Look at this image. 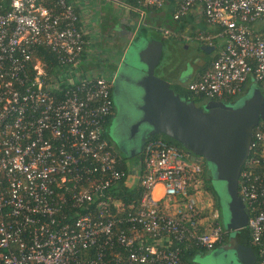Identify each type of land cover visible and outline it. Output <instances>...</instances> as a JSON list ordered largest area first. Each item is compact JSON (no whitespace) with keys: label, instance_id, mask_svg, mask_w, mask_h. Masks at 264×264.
<instances>
[{"label":"built area","instance_id":"obj_1","mask_svg":"<svg viewBox=\"0 0 264 264\" xmlns=\"http://www.w3.org/2000/svg\"><path fill=\"white\" fill-rule=\"evenodd\" d=\"M169 2L174 25L188 30L197 19L214 30L203 36L192 25L203 46L215 49L212 40L220 41L209 69L186 85L203 96L200 104L244 99L256 86L264 91V0H139L154 9ZM85 45L67 0H0V264H195L183 259L186 252L214 251L227 231L214 223L200 188L202 161L147 141L136 173L139 196L125 211L109 192L125 176L103 128L112 113L111 81L77 74L68 84L63 73L75 70ZM245 163L237 185L247 214L242 230L254 264H264L260 123Z\"/></svg>","mask_w":264,"mask_h":264},{"label":"water","instance_id":"obj_2","mask_svg":"<svg viewBox=\"0 0 264 264\" xmlns=\"http://www.w3.org/2000/svg\"><path fill=\"white\" fill-rule=\"evenodd\" d=\"M138 34L140 40H129L122 51L123 55L127 49L132 63L122 58V63H117L112 73L114 79L123 73L127 79L136 81L135 86L140 90L139 115L133 127L142 129L144 139L154 135L169 138L187 153L188 161L197 163L201 160L212 168L216 180L224 183L228 198L226 230L233 237L226 251L232 252L238 264H254L251 248L244 245L239 237L247 216L237 195V185L248 156L252 130L264 121V96L253 88L249 96L233 106L218 101H206L196 106L193 102L184 101L173 93L166 81L154 75L162 43L148 36L147 31ZM199 50L210 54L213 48L200 46ZM119 64L127 65L124 67L127 69L121 71ZM129 120L124 122L123 129L130 126ZM122 154H125L124 150ZM129 156L133 154H127ZM218 251L221 250L211 252Z\"/></svg>","mask_w":264,"mask_h":264},{"label":"rangeland","instance_id":"obj_3","mask_svg":"<svg viewBox=\"0 0 264 264\" xmlns=\"http://www.w3.org/2000/svg\"><path fill=\"white\" fill-rule=\"evenodd\" d=\"M163 19L165 20V24L167 23L166 26H168V29L177 32L176 26L170 21V17L168 15L164 16ZM182 31L183 30H181L178 35L168 34L171 35V37L169 38V40H166L163 43L161 57L159 59L157 66L154 69V75L166 81L169 85L177 82V79L181 77V72L182 70H184V68L186 69L189 67L193 73L196 70V68H198L202 64V59L204 58V55L199 50V46L196 43V41L190 39L189 34H192L195 37L197 36V34H195V32L191 30H185L183 31V33L186 34H182ZM147 35L148 36L150 35L151 37L154 36L162 37V34L160 32L155 34L154 33L147 34ZM100 47L101 49H107V46L103 44H101ZM100 47H98L99 51H100ZM123 50L124 49L121 48L120 46L117 47L114 57H117V59L118 57H121L119 61L120 63H122L121 62L122 58H125L127 63H132L131 62L132 58L129 57V53L126 52L127 49L125 48V51L123 52L122 55ZM94 58L95 57H90L89 59H91V61L93 62V60H95ZM117 59L115 58V60ZM89 64L92 63L88 62L85 65L82 63V61H78L75 66V70L70 69L63 71V73H66L67 83L72 84L74 83V81L78 79H85L95 75V72L97 73L98 71L94 70V68L91 67ZM113 65L115 66V64ZM118 66L119 68L121 67V69H123L121 71H125V69H127L124 68L127 65L120 66L119 64ZM101 67L102 69L105 68V66H101ZM77 74H79L78 79H76ZM100 74L101 75L99 76L103 77L102 73ZM57 76L58 78H60L59 73H57ZM104 77L106 79H109L111 83H113L112 78L110 79V77L105 74ZM135 82L129 78L127 79V82L117 83V91H116L115 99L111 98L112 106L115 111V116L111 120V124H109V126L105 129V134L108 135V138L116 147V149H119L120 156L124 158L123 162L127 165L128 174L130 175H132L131 173H134V167L137 164L135 156L140 150L144 139L143 137L144 133H142L141 131L142 129L139 130L137 127H133L139 115L138 95L140 90L138 89V87L135 86ZM254 89L260 91V93L262 92L264 95L263 90L259 88H254ZM251 93L252 90L248 91L245 97L249 96ZM240 98H242V96ZM241 100L242 99H238L236 101L234 100L235 102L233 101L229 105L233 106L234 103H239ZM129 119H131V121ZM127 120L130 121V126L123 129L122 127L124 125V122ZM127 146H128V150L126 151L127 153L122 154V151L125 148H127ZM127 154L128 155L133 154V156L127 157ZM201 163L205 168L207 175L210 178V183H209L210 187L217 196L219 201L220 208L218 214L219 217L218 224L223 230H225L228 221V213L226 209L228 198L226 195V189L224 183L218 182L216 180L212 168L207 163H204L203 161ZM134 180L135 178L133 177V181ZM193 262L195 264H238V262L235 259V256L230 251H226V253L218 251V252H206L202 255L196 254L193 257Z\"/></svg>","mask_w":264,"mask_h":264},{"label":"crops","instance_id":"obj_4","mask_svg":"<svg viewBox=\"0 0 264 264\" xmlns=\"http://www.w3.org/2000/svg\"><path fill=\"white\" fill-rule=\"evenodd\" d=\"M69 4L72 5L74 11L77 13L79 18V28L82 31L84 39L86 41L84 58L82 59L83 64H89L94 70L98 71L95 74L97 76L102 73L109 76L111 74L108 71L110 68L113 70L117 63H119L121 57H114L116 53V48L121 47L124 49L127 42L133 39L140 30L147 31L149 34H155L160 32L162 29H167V23L165 24L164 16L168 15L171 21V10L172 5L169 3L163 4L160 8H147L139 4V0H67ZM141 11L142 16H139L135 10ZM141 18V19H140ZM192 22V23H191ZM188 24V23H186ZM189 29L194 30L197 28L199 31L214 33V30L205 28L201 23H197V19L189 21ZM195 27H193V26ZM149 28V29H148ZM152 28V29H150ZM185 31V30H183ZM182 31V34H183ZM174 34H178L173 31ZM211 35V34H207ZM220 43L217 40V45H214L215 49ZM103 44L107 46V49H101L100 45ZM100 47V51L98 49ZM213 49L212 53L215 51ZM108 55V56H107ZM122 56V55H121ZM90 57H95L93 62ZM115 58L117 60H115ZM111 60V61H110ZM117 61V62H116ZM115 64V66L113 65ZM112 65V66H111ZM101 66H105L102 69ZM110 66V67H109ZM109 67V68H108ZM110 69V70H111ZM92 70V69H91ZM194 73V72H193ZM192 71L188 74L184 71L181 72V78L184 80L181 82L177 79V82L173 84H187L189 80L193 77ZM101 77V76H99ZM106 79V78H105ZM109 80V79H108ZM115 116V111L112 106L111 120ZM111 120L110 123L111 124ZM105 139L108 141L112 147L115 155L120 153L119 149L113 145V143L105 134ZM116 150H115V149ZM127 148L124 149L126 152ZM117 156V155H116ZM137 156V155H136ZM118 158V157H117ZM125 169L128 172L127 165L124 163ZM137 164L134 167V173L132 175L127 173L125 179V186L128 189H133L136 184V173ZM133 177L135 180L133 181Z\"/></svg>","mask_w":264,"mask_h":264},{"label":"trees","instance_id":"obj_5","mask_svg":"<svg viewBox=\"0 0 264 264\" xmlns=\"http://www.w3.org/2000/svg\"><path fill=\"white\" fill-rule=\"evenodd\" d=\"M149 8H151V7H149ZM175 26H176L177 33H179L183 29L184 24L183 23L176 24ZM263 28H264V24H263ZM192 29H189V30H192ZM161 30H160V33H161ZM140 31H142V30H140ZM260 34L261 35L264 34V29L260 31ZM138 35L139 34H136V36L134 38H136L137 40H140L141 37L138 36ZM171 35H174V34H171ZM171 35H166V36H162V37L154 36V37H151V38L154 39V40L160 41L162 43V45H163V43L166 40H169ZM176 35H178V34H176ZM189 35H190V39L195 40L199 47L202 46V43L199 42L196 39L195 36H193L192 34H189ZM202 35L203 36L207 35V32H202ZM212 44H213V46L217 45V40H212ZM203 55H204L203 63L198 68H196V70L193 73V77L189 80V82L187 84H184V85H181V84H170L169 85V88L173 91L174 94H177L184 101L193 102L196 106H199L200 103L204 100V98L200 94H193L192 92H189L187 90V88H186V85L197 82L199 77L201 76V74H203L205 71H207L209 69L210 63L213 61V59L215 57L214 56V52L213 53L211 52L210 54H207L208 56H205V53H203ZM55 67H56V64H55L54 59L52 57H48V59H47V70H48V72L49 73H53L54 72L53 70H54ZM110 69L108 71H110V74H111V72H113V70H110ZM96 76L97 75L95 74L92 77H96ZM256 87L261 89L258 86H256ZM109 91H110V95H111V87H110ZM261 94L263 95L262 92H261ZM233 101L234 100H225V101H221L220 100V102H222L223 104L232 103ZM110 120H111V114L105 118V122H104V125H103L104 130L109 126ZM260 124H261V128L264 130V123L260 122ZM152 139L162 140V141H164V142H166L168 144H171V145L177 147L178 149L184 151L179 144H177L176 142L170 140L169 138H167L165 136L154 135V136L147 137V138L143 139L142 146H141V148H140V150L138 151V154H137L138 158H135L136 161H137L138 169L140 168V165H141L140 164V160H138V159H141L140 153H141L142 147L147 141L152 140ZM116 155H117L116 157H118L117 158V161H118L117 169L122 171V172H124V175L126 176L127 175V170L125 169V165H124V162H123L124 158L122 156H120V153H118V152L116 153ZM244 165L242 167V170L244 169ZM204 169L205 168L203 167L202 172L200 173V178H201V181H202L200 188L203 191V193L209 198V201L211 203V208L216 213V217L214 219V223L218 224V221H219L218 214H219V208H220L219 201H218L217 196L215 195V193L213 192V190L210 187V184H209L210 183V178L207 175L206 170H204ZM125 176L123 178H121L118 181L117 185L115 187L111 188L109 190V192H110V194H111V196L113 198H115L121 204L124 205L125 211H126L127 210L126 209L127 205L131 204L132 208L135 206L136 200H137V198L139 196L140 189H139V187H134L133 189H128L125 186ZM237 195H238V193H237ZM205 213H206V211H204V214ZM239 237L242 238V241H243L244 245H246V246L251 248L250 239H249V236H248V232L246 230H241L239 232ZM225 242H226V233L221 237V241L214 245L213 249L218 248L219 246L223 245ZM251 250L254 253L252 248H251ZM204 252H205L204 250L192 249V250H189L188 252H186V254L183 256V259L191 260V259H193V257L197 253H203L204 254Z\"/></svg>","mask_w":264,"mask_h":264},{"label":"flooded vegetation","instance_id":"obj_6","mask_svg":"<svg viewBox=\"0 0 264 264\" xmlns=\"http://www.w3.org/2000/svg\"><path fill=\"white\" fill-rule=\"evenodd\" d=\"M205 56H208L207 54H205ZM202 63H203V59H202ZM116 69V68H115ZM114 69V70H115ZM114 70H113V72H114ZM182 71H184V72H186L187 74L189 73V72H191V69L188 67V68H184V70H182ZM113 72H111V77H112V80H114L113 81V83H111V98L112 99H115V96H116V91H117V83H120V82H127V78L123 75V73H119L117 76H116V79H114V74H112ZM121 80H123V81H121ZM179 81H183L184 80V78H179L178 79ZM182 85V84H181ZM240 99H242L243 100V98H240ZM235 102V101H234ZM222 103V102H221ZM228 104H230V103H228ZM226 105V104H225ZM261 123H264V121H260ZM259 122V123H260ZM143 143V142H142ZM142 146V145H141ZM125 153H127V152H125ZM138 154V153H137ZM136 158H138V155L137 156H135ZM138 160H140V159H138ZM245 208V207H244ZM246 210V209H245ZM247 215V214H246ZM232 234L229 232V231H226V242L221 246V248H217V249H220L221 250V252H223V253H226V249L227 248H229L230 246H231V239H232ZM240 239L242 240V238L240 237Z\"/></svg>","mask_w":264,"mask_h":264},{"label":"clouds","instance_id":"obj_7","mask_svg":"<svg viewBox=\"0 0 264 264\" xmlns=\"http://www.w3.org/2000/svg\"><path fill=\"white\" fill-rule=\"evenodd\" d=\"M203 46V45H202Z\"/></svg>","mask_w":264,"mask_h":264}]
</instances>
